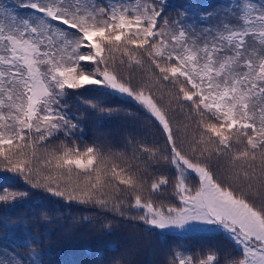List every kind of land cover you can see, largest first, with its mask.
<instances>
[{
	"label": "snow or ice",
	"instance_id": "obj_1",
	"mask_svg": "<svg viewBox=\"0 0 264 264\" xmlns=\"http://www.w3.org/2000/svg\"><path fill=\"white\" fill-rule=\"evenodd\" d=\"M102 97L143 120L86 142L83 119L119 111ZM30 192L107 234L135 221L158 264H264V0H0V264L45 262L30 225L54 210L8 214ZM193 233L232 251L193 253Z\"/></svg>",
	"mask_w": 264,
	"mask_h": 264
},
{
	"label": "trees",
	"instance_id": "obj_2",
	"mask_svg": "<svg viewBox=\"0 0 264 264\" xmlns=\"http://www.w3.org/2000/svg\"><path fill=\"white\" fill-rule=\"evenodd\" d=\"M176 3H183L185 0H175ZM213 2V0H206ZM89 99H101L100 93L89 90L85 93ZM113 108H118L110 117H105L101 125L99 115H88L82 121V127L86 133V142L91 141L95 136L104 134L110 139L119 140L126 132L131 131L143 120L135 113V108L125 103L118 97H102ZM75 111V108H73ZM44 206L50 211L48 214L51 223L30 225V228L37 235L41 232L37 228H46L48 235L43 240V247L37 249L40 252H47L44 264H108L111 257L125 254L128 264H158L161 257V245L159 238L152 232L145 233L143 226H135V221H121L114 225L111 234L100 231V223L103 218L92 211L83 210L81 206L73 204L68 206L63 200L57 197L48 196L43 192H30L24 203L9 212L12 220L19 216L26 215L30 220ZM5 215V206L0 205V219ZM91 221L88 223L84 218ZM0 230V239L3 237ZM183 244L193 253L219 251L227 253L232 251V244L223 235L216 233H193L183 240ZM115 247L119 252L112 251ZM18 251L24 252V249ZM98 254H103L101 260Z\"/></svg>",
	"mask_w": 264,
	"mask_h": 264
}]
</instances>
